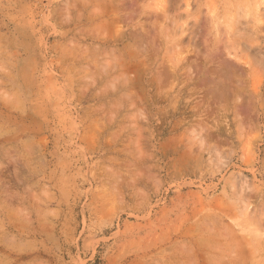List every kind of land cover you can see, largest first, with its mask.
<instances>
[{
	"label": "rangeland",
	"instance_id": "rangeland-1",
	"mask_svg": "<svg viewBox=\"0 0 264 264\" xmlns=\"http://www.w3.org/2000/svg\"><path fill=\"white\" fill-rule=\"evenodd\" d=\"M0 264H264V0H0Z\"/></svg>",
	"mask_w": 264,
	"mask_h": 264
},
{
	"label": "bare ground",
	"instance_id": "bare-ground-1",
	"mask_svg": "<svg viewBox=\"0 0 264 264\" xmlns=\"http://www.w3.org/2000/svg\"><path fill=\"white\" fill-rule=\"evenodd\" d=\"M205 246H206V245H204V247H205ZM199 248H200V247H199ZM201 249H202V247H201ZM200 257H201V256H200ZM206 257H207V256H206ZM203 258H205V257H203ZM207 259H208V258H207ZM211 259H212V258H210V260H211ZM205 260H206V258L204 259V261H205ZM210 260H209V261H210Z\"/></svg>",
	"mask_w": 264,
	"mask_h": 264
}]
</instances>
